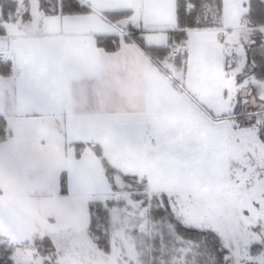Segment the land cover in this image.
<instances>
[{
	"label": "rangeland",
	"instance_id": "rangeland-1",
	"mask_svg": "<svg viewBox=\"0 0 264 264\" xmlns=\"http://www.w3.org/2000/svg\"><path fill=\"white\" fill-rule=\"evenodd\" d=\"M35 8L32 0L34 13ZM238 8L236 4L229 5L227 26L235 25ZM199 15L198 19L203 17ZM43 17L41 13L36 19ZM214 18L205 17L207 21ZM249 21L253 27H264L250 18ZM18 29L22 33L37 32L33 27ZM43 30L41 27L39 31ZM194 37L187 49L192 53L191 68L197 69L204 67L202 55L206 54V48ZM2 48L0 53L7 54L8 49ZM29 53L32 59L33 50ZM28 69V73L14 76L11 101L19 103L16 105L23 112L39 114L38 68L29 63ZM243 85L249 93L264 99V79L250 74ZM253 103L256 100L250 96L246 108ZM90 106L93 107L91 102ZM259 108L256 118L264 123V104ZM87 116L89 126L86 123L74 125L71 118L68 137L61 136L47 116L13 120L9 124L13 139L0 141V243L8 240L15 246L20 264H44L31 246V240L39 236L48 237L55 244L59 253L57 264H147L150 258L154 264L155 250L148 251L149 247H154L153 242L141 235L143 226L126 215L123 207L113 213L115 228L109 227L114 242L112 251L106 253L97 247L96 234L89 230L88 202L115 198L116 193L109 191L110 183H123L120 175L113 179L105 177V163L120 173L136 174L141 179H136L135 183L140 185L142 180L148 191L168 189L179 193L197 207L204 226L226 225L228 231L222 243L233 249L231 264H248L246 242L257 238V229L252 225L259 224L258 231L264 236V142L258 141L253 131L237 128L234 121L227 125L211 124L214 120L209 116H206L207 121L199 119L198 123L194 116L180 124V128L171 130L175 125L170 127L171 136L165 133L167 137L161 139L156 149L145 147L139 140L140 135L130 140L132 125L128 122L120 124L127 127V134L117 140L109 117L101 115L96 121V117ZM154 124L153 127L160 130L161 125ZM198 125L200 140L192 139ZM65 138L88 143L83 149L65 148ZM97 146L106 152L103 157ZM134 149L131 155L129 152ZM56 170L79 177L72 200H66L50 187L48 177ZM146 181L149 187L145 186ZM100 227L103 229V225ZM148 229L153 233L158 231L151 224ZM176 255L180 254L176 251ZM174 264H180V257Z\"/></svg>",
	"mask_w": 264,
	"mask_h": 264
},
{
	"label": "crops",
	"instance_id": "crops-1",
	"mask_svg": "<svg viewBox=\"0 0 264 264\" xmlns=\"http://www.w3.org/2000/svg\"><path fill=\"white\" fill-rule=\"evenodd\" d=\"M82 1L91 7V14H74L63 19L44 16L38 20L43 31L22 33L17 28L23 25H10L8 34L0 36V48L8 49L7 54L0 53V60L5 55L16 60L14 75L0 77V116L7 119L8 125L13 120H32L42 115L52 119L61 136L68 137V125L71 122L89 126L87 115L96 117V121L104 115L111 119L117 140L127 134V127H120V124L128 122L132 125L129 129L130 140L140 135L139 140L143 141L145 147L157 149L161 139L164 140L168 134L171 136V130L180 128V124L194 116L198 118V123L199 119L207 121L206 116L214 120L211 124L233 123L228 111L230 101L235 102L237 93L241 97L249 93L248 89L243 88L244 83L238 84V79L241 73L247 77L251 74L250 67L244 72L241 42L250 45L255 36L264 33V27H253L249 21L247 0H224L220 11L218 0H205L200 11L203 15H199L204 18L199 20L211 26L190 30L189 38L176 45L187 49L191 37L196 36V41L206 48V54L202 55L204 67L191 68L182 81L184 87L177 83V70L166 60L155 57L153 61L130 45L124 46L116 54H106L97 49L95 34L111 30L105 12L112 5L109 0ZM232 4L240 8L235 25L230 27L226 23V13ZM34 5L36 7V0ZM177 5L178 0H158L155 10L162 13L167 21L164 27L177 26ZM20 6L23 8V5ZM188 6L191 7V4L188 3ZM206 9H212L214 21L206 20ZM133 11L143 15L139 3ZM29 50H33L32 59L29 58L32 55ZM18 57L20 60H17ZM29 63L38 68L39 114L23 112L16 105L19 103L13 104L11 101L14 76L28 73ZM90 102L94 108H91ZM248 105L249 99L244 107ZM153 123L161 125L160 130L153 127ZM133 131L135 134H132ZM165 133L167 135L164 137ZM199 134L200 125L196 133H192V139L200 140ZM13 136L11 132L9 138L13 139ZM65 140V148L72 147L70 140ZM97 150L101 157L106 153L100 146H97ZM129 153L134 155L135 149ZM145 186H148L147 181Z\"/></svg>",
	"mask_w": 264,
	"mask_h": 264
},
{
	"label": "snow or ice",
	"instance_id": "snow-or-ice-1",
	"mask_svg": "<svg viewBox=\"0 0 264 264\" xmlns=\"http://www.w3.org/2000/svg\"><path fill=\"white\" fill-rule=\"evenodd\" d=\"M17 7L5 15L0 9V36L8 34L10 25H23L33 27L37 32L40 24L36 16L43 13L44 16H51L63 19L65 16L91 14L92 9L78 2V0H36L35 13L31 10L32 0H14ZM112 5L105 15L109 18L110 31L98 32L95 34L94 43L97 49L106 54H116L124 46L130 45L137 48L145 55L155 54L161 60H166L173 69L177 70L179 79L177 83L184 87L183 79L191 70L192 53L186 48H178L181 40H187L190 30L198 26L200 21L196 16V9L200 6V0H191L192 8L186 11L184 0H178L176 27H164L167 23L162 13L155 10L158 0H109ZM141 4L143 15L134 12L136 4ZM222 6L224 0H219ZM20 5H23L21 8ZM249 14L255 11L257 18L264 22V0H247ZM207 19H213L212 9H206ZM158 25V27H150ZM243 47L244 72L251 68V74L264 77V33L255 36L250 45ZM258 53V54H257ZM238 54V53H237ZM232 55V53H229ZM16 60L5 55L0 60V77L14 75ZM170 74H171V70ZM227 75V72H226ZM238 84H243L247 79L243 73L240 74ZM259 100L264 104V99L253 93H245L243 97L237 93L234 103L230 101L228 111L231 119L237 128L243 127L253 131L260 142H264V123L256 117L259 115V104L253 103L250 108L244 107L248 104L249 97ZM219 116L220 113H217ZM0 140L11 137V130L7 119L0 118ZM132 134H135L133 131ZM87 141H69L74 149H83ZM77 155H80L77 152ZM122 177V184H111L109 191L116 193L115 198L105 197L103 199L88 202L89 227L95 231L97 247L105 252H111L114 247L112 233L109 227L115 228L116 221L113 213L124 208L125 214L137 219L143 226L141 235H146L153 242L154 247H149L163 254L169 240V232L175 237V243L179 246L174 249L180 254V264H198V257L205 258V264H231L233 249L222 238L228 231L227 226H204L199 217L197 207L186 200L179 193L168 189L148 191L141 184L135 183L141 179L134 173H120L112 167L105 168V177L110 179L113 175ZM259 176V174H258ZM79 177L72 173H63L59 170L53 171L49 177V185L55 193L64 194L66 200H72L76 193V183ZM122 189V192L119 190ZM123 197V198H121ZM158 221L166 222L168 232L153 233L148 229L152 228ZM101 225L105 227L101 229ZM252 227L257 229L255 237L246 242L247 254L245 259L248 264H264V236L259 233V224ZM39 243V246H37ZM31 246L35 253L44 260V264H57L59 253L55 244L50 238L39 236L31 240ZM17 249L8 240L0 243V264H20L16 255ZM35 258V257H33ZM152 264V259L147 261ZM159 264H164L163 259Z\"/></svg>",
	"mask_w": 264,
	"mask_h": 264
},
{
	"label": "trees",
	"instance_id": "trees-1",
	"mask_svg": "<svg viewBox=\"0 0 264 264\" xmlns=\"http://www.w3.org/2000/svg\"><path fill=\"white\" fill-rule=\"evenodd\" d=\"M78 2L86 7H90L89 5H87L86 3H84L82 0H78ZM205 0H200V6L195 10L196 11V16L198 18V15L200 13V11L202 10V6L204 4ZM184 3H185V6H186V11L188 9H191L192 8V3H191V0H184ZM188 3L191 4V7L188 6ZM218 6H219V11L221 9V5L219 3V0H218ZM17 7V4L14 3L13 0H0V8L4 11L5 15H7L8 12H10L13 8ZM91 8V7H90ZM177 8H178V5H177ZM108 20L109 18L106 17ZM248 18L252 19L254 21L255 24H264V22L260 21L256 14H255V11H253L251 14L248 13ZM200 21V20H199ZM208 26H211L210 24H207V23H204L202 21H200L199 25L198 26H194L192 29H202V28H208ZM191 29V30H192ZM183 40V39H182ZM258 54V53H257ZM153 61H155V57H158L156 56L155 54H150L148 55ZM256 77L258 79H264V77H261L259 76V74H256ZM0 118H3L5 119L4 117L0 116ZM0 136H2V131H0ZM1 142L2 141H5V140H0ZM100 155V154H99ZM101 156V155H100ZM105 161V160H104ZM105 167H109V165L107 163H105ZM113 176H116L115 174ZM112 176V177H113ZM111 177V178H112ZM113 179V178H112ZM64 195V194H63ZM105 226L103 225V228ZM90 228V227H89ZM156 230H158L157 232H168V228L166 226V222H163V221H158L156 223ZM91 232L95 233V231H93L91 228L89 229ZM108 231H109V228H108ZM222 242V241H221ZM179 247L176 243H175V237L171 235V233L169 232V240H168V243H167V246L165 248V251L163 254L155 251V260H154V264H159L160 260L163 258V261H164V264H174L175 261L178 260V257H180V255H176V251H174L175 248ZM105 252V251H104ZM106 253H109V252H106ZM198 264H205V258L204 257H198Z\"/></svg>",
	"mask_w": 264,
	"mask_h": 264
}]
</instances>
